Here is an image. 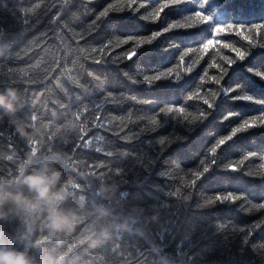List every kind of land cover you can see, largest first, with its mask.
<instances>
[{
    "label": "trees",
    "instance_id": "1",
    "mask_svg": "<svg viewBox=\"0 0 264 264\" xmlns=\"http://www.w3.org/2000/svg\"><path fill=\"white\" fill-rule=\"evenodd\" d=\"M106 2L0 0V96L4 97L0 104V253L23 254L28 264H262L251 251L242 258L238 255L241 237L233 227H247L264 212L246 214L245 210H253L246 201L196 211L197 200L205 197L194 198L189 207L183 188L170 199L168 194L183 173L164 158L152 167L157 147H150L148 141L155 134L145 128L137 139L134 134L144 124L121 118L130 109L135 110L134 117L150 114L164 103L185 105L197 115L200 105L185 104L184 93L194 84L182 83L176 89L179 94H169L173 86L167 82L151 88L133 85L110 59L102 65L90 62L102 54L81 47L79 41L89 31L85 22ZM158 2L150 0L152 5ZM242 2L245 14L227 19L246 23L264 19L260 0H237V6ZM125 3L127 0H113L112 7ZM198 6L213 16L212 24L221 22L211 7L190 0L169 8L159 24L125 16L134 26L120 34L148 35ZM111 19L90 38L93 43L109 36ZM196 19L207 22L209 17ZM209 32L210 25L199 30L201 37ZM189 42L183 32L162 35L120 68L139 73L140 79L142 74L174 63ZM248 69L264 73V49L253 51L227 80L229 86L240 85V91L232 95H247L251 100L221 96L202 125H192L183 116L165 118L161 131L171 133L169 157H179L185 168L195 167L215 139L226 138L233 126L264 112V81ZM105 87L119 95L98 101ZM228 113L234 115L221 122ZM18 126L28 135H21ZM111 133L129 136L131 142H121ZM111 149L120 151L112 152L111 158L99 155ZM246 153L264 155V128L239 134L222 150L221 159ZM258 163L254 158L245 170L264 175V167ZM165 171L170 179L158 175ZM32 176L46 178L49 190L45 197L26 182ZM198 190L243 194L254 203L264 201V180L243 172L216 171ZM56 213L74 216L72 227L54 230L50 225ZM217 220L225 222L223 229L213 224ZM254 240L264 241V227Z\"/></svg>",
    "mask_w": 264,
    "mask_h": 264
},
{
    "label": "snow or ice",
    "instance_id": "2",
    "mask_svg": "<svg viewBox=\"0 0 264 264\" xmlns=\"http://www.w3.org/2000/svg\"><path fill=\"white\" fill-rule=\"evenodd\" d=\"M188 2L190 0H159L156 5H152L150 0H127V3L122 7L114 8L112 7L113 0H107L94 17L85 22L89 31L87 35L82 37L79 44L81 47H91L93 52L102 54L99 58L90 61L91 63L102 65L108 63L110 59L120 69L121 76L130 84H143L151 88L158 83L167 82L173 86V90L169 94H179L176 89L182 83L189 87L194 84L192 90L184 93V100L185 104L186 102H197L200 105L197 109V115H192L185 105L164 103L150 114L142 113L134 117L135 110L130 109L126 112V117L121 116L122 119L126 118L129 123L144 124V127L134 134L135 138L138 139L144 133L145 128H150L151 132L155 134L148 141L150 147H157V154L152 160V167L160 158H164L167 164H171L183 173L179 178L180 183L178 186L168 194L170 199H175V194L183 188L188 193L185 202L189 207H193L194 198L205 197L202 201L197 200L194 206L196 211H205L225 204L231 206L238 204L240 201H246L253 209L252 211L245 210L246 214L264 212V201L254 203L247 201L243 194L231 192L205 194L202 190H198L199 184L206 179H211L216 171L225 173L243 172L245 176L264 180V175L245 170L247 162L254 158L259 162L257 165L264 167V155L256 156L255 153H246L239 158L229 159L225 157L223 160L221 159L222 150L239 134L255 128H264V112L248 117L238 125L233 126L226 138L219 137L215 139L214 143L199 158L195 167L185 168L179 157L172 158L167 155L173 147L169 139L171 133L161 131L165 126V118L170 115L183 116L184 120L192 125H202L215 111L216 104L221 96H232L233 100L248 101L252 99L247 95H232L240 91V85L229 86L227 80L234 69L238 65L244 64L253 51L264 49V19H261L258 23L232 22L227 18H235L245 14L244 2L237 6V0H199L201 6L211 7L215 16L222 18L220 23L212 24L213 16L205 11L203 7L198 6L195 11L187 14L182 19L170 21L158 31L148 35L120 34L124 28L134 26L131 19H124L125 16L138 18L150 24H159L169 8L179 7ZM260 4L261 11L264 12V0H260ZM157 12L160 13L159 18L154 15ZM197 17H209V19L207 22H197ZM110 18L112 19L109 23V36L99 44L93 43L90 38L96 34L102 23L108 22ZM206 25H210L209 35L201 37L199 30ZM221 28L224 29L223 32L219 31ZM174 31L187 34L190 37V42L179 52L175 62L170 66L160 71L142 74L140 79H137L139 73L133 75L124 68H120L121 65L133 62L140 50L150 47L162 35ZM137 43L139 46L134 47ZM173 47L179 46L174 45ZM248 72L264 81V73L256 72L253 69H248ZM89 75L92 76L93 74L89 73ZM116 95H119V93L105 87L100 92L98 101L103 100L106 96L115 97ZM136 103L147 105L151 101H136ZM233 115V113H228L221 122L230 119ZM249 122H253L251 126ZM111 134L119 136L121 142H131L129 136L120 133ZM118 151L120 150H106V152H101L99 155L107 154L111 158L112 152ZM148 174H151V169H149ZM158 175L164 179L171 178L166 171ZM213 224L220 229L225 227L223 221L217 220ZM262 227H264V216H261L260 219L247 227H233V231L238 232L241 237L237 248V253L241 258L248 251H251L264 264V241L254 240L255 234Z\"/></svg>",
    "mask_w": 264,
    "mask_h": 264
},
{
    "label": "clouds",
    "instance_id": "3",
    "mask_svg": "<svg viewBox=\"0 0 264 264\" xmlns=\"http://www.w3.org/2000/svg\"><path fill=\"white\" fill-rule=\"evenodd\" d=\"M159 12L155 13L154 15L156 18H159ZM4 103V97L0 96V104ZM17 130L21 133V135L27 136L28 133L24 131L22 127H17ZM27 183L33 188H35L41 198L45 197L46 193L48 192L47 181L46 178L43 176H32L28 177L26 180ZM2 200V197H0ZM75 219L74 216H64L63 214L56 213L51 217V227L54 230H59L63 226H67L69 228L72 227V221ZM0 264H28L26 258L23 254H5L0 253Z\"/></svg>",
    "mask_w": 264,
    "mask_h": 264
},
{
    "label": "bare ground",
    "instance_id": "4",
    "mask_svg": "<svg viewBox=\"0 0 264 264\" xmlns=\"http://www.w3.org/2000/svg\"><path fill=\"white\" fill-rule=\"evenodd\" d=\"M55 144V143H54Z\"/></svg>",
    "mask_w": 264,
    "mask_h": 264
}]
</instances>
